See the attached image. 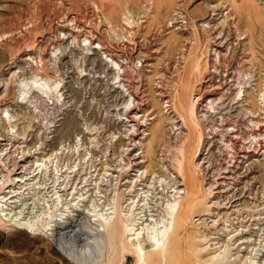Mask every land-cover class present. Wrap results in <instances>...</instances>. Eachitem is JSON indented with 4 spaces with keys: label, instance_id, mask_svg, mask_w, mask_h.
<instances>
[{
    "label": "bare ground",
    "instance_id": "obj_1",
    "mask_svg": "<svg viewBox=\"0 0 264 264\" xmlns=\"http://www.w3.org/2000/svg\"><path fill=\"white\" fill-rule=\"evenodd\" d=\"M177 15L182 16V12L178 11ZM219 16L224 17L225 20L231 18L230 12H227L226 16L222 12ZM74 22L71 20L72 31L69 34L72 42H69L68 45L73 44L74 47L85 50L83 56L95 51L101 55L104 65L112 70L113 74H110L112 85L116 86L115 88L122 95L132 98L133 103H137L138 108L135 110L137 112L131 111L124 117L131 120L130 124L132 121L137 122V132L140 131L139 124L143 123L146 128V138L141 141L144 142L150 138L148 151H154L164 122L158 116L150 118L154 110L148 112L150 102L147 99L148 95H145L147 94L145 89L139 82V91L136 96L134 82L131 81V78L129 80L127 78V84L123 82L122 74L126 67L118 48L114 46V48H110L108 44L106 46V43H103L99 37L96 38L92 30H82L83 28L81 29L80 25L74 24ZM145 22L142 21L143 24ZM205 24L210 28L208 39L210 44L207 46L206 52V71L202 72V66L199 64H192L188 68L189 75L195 72L199 76H197L199 81L192 102L188 105L185 95H183L180 96L176 106L173 97L166 90L167 87L164 88L167 73L157 79V90L155 89L157 97L163 102V112L167 110V119L173 121V124L169 125L168 139L174 142L170 145L171 150L167 149L170 152H167L168 155L162 153L165 156L161 157L160 167H156L158 169L138 171L141 177L150 174L148 180L150 183L147 182V178L145 180L140 178V182L138 179L134 186H132L134 180L131 181L132 188L126 190V195L120 194L121 189L117 187L118 185L113 191V198L111 196V198H107L108 196L106 197L104 194L105 188L108 190L112 188V178L117 177L116 181L119 183L120 173L126 168L129 169V173L134 172L133 164L135 162L133 163V159L131 160L133 142L130 135L127 138L128 146L124 147L122 151L126 165L119 166L116 170L108 164L105 168L98 169V166L92 161L94 156L88 151L86 158L79 159L78 164L65 166L59 164V157L63 156L65 152L79 155L81 153L79 144L83 147V143H79L72 153L71 150L62 147L61 150H66L64 153L56 151L50 157L46 156L47 158L45 156L42 159L36 158L43 153L37 154L32 160L30 171L25 173L22 178L19 177L23 184H11L0 189V226L14 227L28 235L47 238L73 264H113L110 253L116 252L119 248L122 252L124 250L134 251L137 254V264H264V228H261L264 227V213H262L264 208L261 209L262 214L258 213L259 207L253 211L249 210L253 212L249 213L253 215V218L257 216L258 219L255 222L259 221L257 225L260 226L258 229L260 233L257 236H249V238L256 237L255 241L244 238L246 234L239 233L240 228H243L244 225L236 223L237 219L232 221L228 216L223 224V234L226 235L224 239L228 240L229 237L228 242L224 239L216 242L215 240L218 238H209L214 233L211 234V231H208L204 239L202 237L206 247L199 251V246L196 245L194 239L186 234L193 216L203 206H205L204 217H212L215 211L222 209L239 208L241 205H234L242 200L239 194L226 196L229 191L235 192L239 185L237 176L239 166L244 164V161L248 160L252 153L258 156L261 154L264 158V76L256 75V65L252 64L253 52L245 42L246 36L241 38L239 35L236 39H232L229 26L226 29V26L223 28L213 27L210 22H205ZM173 28L170 26L166 30L169 31ZM183 28V26H176L175 31H183ZM234 29L239 32L235 24ZM60 36L58 35V40L61 38ZM9 37L11 36L0 37V42ZM55 41V36L46 34L7 65L10 67V65L21 63L23 66H20V69L25 67L30 71H39L30 77H21L16 82L15 100L17 104L28 105L39 100H48L60 105L64 101L62 88L65 85V80L59 77L50 78L46 73L43 75V72L49 68L46 56L49 51L51 52L50 49L54 47L56 51L51 55L54 60L57 54L63 51V47L56 46ZM155 43L156 38L154 37L153 40L145 44L146 54L151 55V48L148 47ZM183 53H187V49H184ZM182 56V59L179 57L178 60L183 66L186 55ZM38 58L40 65L34 69L32 62ZM18 59L21 62H18ZM84 61L83 58L80 66L79 62L76 64L79 75L86 78L88 75L84 68L86 65V61ZM144 63L142 67L146 69L152 67L147 60ZM17 73H13V76H16ZM104 73L106 74V72ZM258 76L259 79H257ZM189 86L188 81L184 89ZM130 100H127L126 111L131 108ZM143 103H146L144 105H147V108L141 109ZM141 111L144 113L142 117ZM244 118L245 120H243ZM153 122L156 124L154 127H152ZM192 123L194 126L191 125ZM195 126L196 128H193ZM150 128L152 129L151 133H146ZM243 129L248 130L246 140L242 139ZM128 132L129 134L133 132L132 127ZM46 138L48 139V137ZM79 142L82 140L79 139ZM209 142L215 148L218 145L220 167L218 169L212 167L213 182L208 190L203 191L207 182L202 179L203 186L200 185L196 174L199 171L201 175H204L206 171L205 159L203 158L204 163H200V159L204 156L202 154L204 146ZM138 145L141 144L138 143ZM173 150L176 151L175 157L172 156ZM140 165L137 163L135 167L138 168ZM119 168L122 171H118ZM33 169L35 170L33 171ZM163 170L174 172L182 180V183L179 185L174 183L171 188L170 185L162 186L163 179H166L161 175ZM252 171V167L249 166L247 172ZM116 174L117 176H115ZM72 178L80 179L81 183H72ZM128 180L131 179L128 178ZM146 182L147 185H145ZM126 183L128 184V182ZM160 185L168 196H171L174 189V200H169L167 207L163 208V212L160 213L163 216L155 215L159 210H154L160 204L158 197L162 192L157 188ZM248 198L258 202V194L252 193L250 188ZM125 199L126 202L123 203L122 201ZM224 202L228 204L223 206ZM124 205H126L125 209ZM147 206H150L149 215L146 210ZM255 212L257 213L255 214ZM232 215L236 217L240 214L237 215L234 212ZM214 225L216 230L220 226L219 222ZM236 244L239 246L235 247ZM243 248L244 251H252L251 254L247 253L251 256L249 259L245 255L241 257ZM107 253L108 257H106ZM203 253L206 255L202 256Z\"/></svg>",
    "mask_w": 264,
    "mask_h": 264
},
{
    "label": "rangeland",
    "instance_id": "obj_2",
    "mask_svg": "<svg viewBox=\"0 0 264 264\" xmlns=\"http://www.w3.org/2000/svg\"><path fill=\"white\" fill-rule=\"evenodd\" d=\"M178 11L182 12V16L177 15ZM222 12H224L225 16L227 12H230L231 18L226 20L224 17L221 18L219 14ZM71 20L76 21L81 29L83 28L82 30H92L96 38L99 37L101 41L106 43V45L108 44L110 48H118L120 54L127 57V62L124 61L125 58H122L126 67L124 73L128 79L131 78V81L134 82V93L137 96L140 82L150 102L149 110H147L149 113L154 110L150 118L158 116V118L160 117L159 119H163L162 122H164V124L162 123L160 138L154 146V151H148L150 138H148L147 141H141L146 138V128L143 123L139 124L140 131L137 132V122L135 123V121H132L130 124L131 120H127L124 117L126 113L131 111L137 112L135 111L138 108L137 103H133V99L129 98L127 95H122L121 92L115 88L116 86H111L113 82L111 75L113 73L111 69H108L104 65V62H102L103 58L100 57L101 55L95 51L94 53H88L83 56L85 50H80L78 47H74L73 44V46L68 45L72 42L71 35L69 34L72 31L70 28L72 27ZM142 21L146 22L143 24ZM205 22H210L213 27L217 28L226 26L225 28L227 29V26H229V29L231 28L229 33L232 35V39H236L239 35L241 38L246 36L247 40L245 42L253 52L252 64L256 65V75L260 74L262 77L264 76V0H0V37L5 35L11 36L3 42H0L1 74L2 71H4V75H7L5 74V70L8 69L7 65L28 47L33 46L40 37L46 34H49V36L61 35L60 37L63 39H60L62 41L60 45L63 47V51L66 47L70 46L65 52H59L55 60L51 56L56 52L54 47L50 49L51 52L49 51L48 56H46L49 68L43 72V75L46 73L50 78L55 79L59 77L65 80L62 93L66 91V110H64V120L58 125L59 127L55 129L54 134L49 136L48 139L44 137L39 131L40 129L35 126L36 133L34 135V141H32L29 146L37 151L35 155H41V153H43L36 158L42 159L44 156L50 157L56 151L64 153V151H66L64 149L71 150L72 153L74 149H76L75 147H78L77 145L79 143H83V147L79 144V148H81V153L79 155L65 152L63 156L59 157L61 160H59V164L61 166L72 165L74 163L78 164L79 159L86 158V152L88 151L94 156L92 161L98 166V169L105 168L106 164H108L116 170L119 166L123 167L126 165L122 156V151L124 147L128 146L127 138L130 135L133 142L131 160L133 159V163L135 162L133 164L134 172L129 173L128 168H126L125 171L119 168L118 171H122L120 173L119 183L116 181L117 177L112 178L113 186L111 189L109 188L110 190L105 188L104 194L106 197L108 196L107 198H113V191L116 189V185H118L117 187L121 189L120 194L126 195V190L132 188L138 179L140 182V178L142 180L147 178V182L150 183L148 181L150 179V174L141 177L138 171L140 170L142 172L146 169H158L160 167L161 157L165 156L162 153L168 155L170 152H168L167 149L170 151V145L174 142L168 139L169 125L173 124V121H170L169 118L167 119V110L163 112V102L157 97V79L167 73L164 88L167 87L166 90L173 97L176 106L178 105L177 101L180 96L183 95H185L188 105L192 102L193 94L198 85L199 76L195 72L189 75L188 68L192 64H199L202 66V72L206 71V52L207 46L210 44L208 40L210 28L206 26ZM234 24L238 27L239 32L235 31ZM170 26L174 28L169 29V31L166 30V28ZM176 26H183V31H175ZM154 37L156 38V43L148 47L151 48V55H148L146 51H144V46L148 41L153 40ZM184 49H187V53H183ZM184 54L186 57L183 68L178 58L180 57L182 59V55ZM83 58L86 61V65H84L88 75L86 78L79 75L77 70L78 65L76 64L79 62L80 66ZM104 60L106 59L104 58ZM146 60L152 67L147 69L144 67L140 68L141 65L143 66L145 64L144 62ZM18 62H21V60L18 59ZM18 65H10V70L8 71H10L9 73H11L12 76L13 73L22 70L20 66L23 65L20 63H18ZM25 70L27 71V69ZM104 72H106V74ZM257 79H259V76ZM122 80L124 83L126 82V79L122 78ZM188 81L190 86L184 89ZM254 94L256 95V93ZM127 100L131 101V108L128 111L125 109ZM152 102L155 103L153 104ZM144 104L146 103H143L141 109L147 108V105ZM140 115L141 117L144 116L143 111H141ZM243 120H245V118ZM155 125L156 124L152 125V127ZM191 125L194 126L193 123ZM131 127L134 133L131 132V134H129L128 131ZM151 128L146 133H151ZM193 128H196V126ZM50 134H52V132ZM247 134L248 130L243 129V140L248 138ZM79 139H81L82 142H79ZM138 143L141 145L139 146ZM210 145L211 142L204 146L202 150L204 156L200 159V163L205 162L206 171L204 175H201L199 171H197L196 174L200 181V185L203 184V182L201 184L202 179V181L205 180L207 182V185H204L206 188H204L203 191H205V189L208 190L213 182V168L218 169L220 167L218 145H216L217 148ZM62 147L65 148L61 150ZM43 148L46 149L43 150ZM39 149L41 152H39ZM172 153L171 155L175 157L176 151L174 152L173 150ZM203 158L205 159L204 162ZM137 163L141 164L138 168L135 167ZM249 166L252 167V172H247ZM207 169L209 170L207 171ZM34 170L35 169H33V171ZM162 173L161 175L166 177V179H163L162 186L170 185L171 188L174 183L178 185L182 183V180L171 170H163ZM211 174L212 176H210ZM115 176H117V174ZM203 176H205L207 180ZM237 176L239 178V185L236 187L235 192L229 191L226 196L230 197L233 194H239L242 200L234 204L241 205L239 208H232L230 210L222 209L215 211L213 213L214 217H204L205 206H203L199 208L197 214L193 216L186 234L194 239L196 245L199 246V251L206 247L203 239L204 236L208 234V231H211V234L214 233L210 235L209 238H218L215 240L216 242L224 239L226 235L223 234V224L227 216L230 217L232 221L237 219V221H235L236 223L239 222L244 225L243 228L239 230L240 234H246L244 238L255 241L256 237L249 238V236H257L260 233L258 230L260 226L257 225L259 221L255 222V220L258 219L256 218L257 216L253 218V215L250 214H252V211L257 207H259L258 213H261V209L264 208V158L262 155L250 154L249 159L245 160L244 164L242 163L239 166ZM128 178L131 180H128ZM79 180L78 178H72L71 181L72 183L74 182V184H80L81 180ZM133 180L134 183L131 186V181ZM126 182H128V184ZM147 182L145 185H147ZM251 185L253 186L251 187ZM162 186L160 185L157 187L159 191L162 192L158 197V203L160 204L155 207L157 209L154 208V210H159L158 213L155 214L157 216L163 212V208L167 207L169 200H174V189L172 190L171 196H168L166 195L167 192H163ZM15 188L18 189L19 187ZM249 188L252 193H255V195L258 194V202L248 198ZM122 202L125 203L126 199ZM227 202H224L222 205L224 206ZM125 206L126 205H124V209ZM149 208L150 206L146 208L148 215ZM234 212L242 216L240 217L239 215L235 217L232 215ZM256 213L257 212H255V214ZM262 213H264L263 210ZM160 215L163 216V214ZM149 220H151L150 217ZM216 222H219L220 225L217 230L214 225ZM217 233H219L220 236L217 235ZM228 240L226 239L225 241L228 242ZM238 246L239 244L235 245V247ZM244 250V248L241 250V257L245 255L246 258L249 259L251 257L249 254H251L252 251ZM120 251L121 248L117 249L116 252L114 251V253H110L112 254L113 264H137V254L134 251ZM205 255L206 253L202 254V256ZM108 256L109 254L107 253L106 257ZM0 264L73 263L67 260L47 238L28 235L25 232L16 230L14 227L0 226Z\"/></svg>",
    "mask_w": 264,
    "mask_h": 264
},
{
    "label": "built area",
    "instance_id": "obj_3",
    "mask_svg": "<svg viewBox=\"0 0 264 264\" xmlns=\"http://www.w3.org/2000/svg\"><path fill=\"white\" fill-rule=\"evenodd\" d=\"M57 37L58 35L55 36V44L59 46L62 41ZM123 58L127 62V57L123 56ZM39 65V58L32 62L34 69H37ZM7 68L5 70L7 75H4V71L0 74V189L11 184H23L19 177L22 178L30 171L32 160L37 152L29 146L34 141L35 126L40 129L44 137L52 136L64 120L67 99L66 91H63L64 101L60 105L48 100H39L28 105L17 104L15 100L16 82L21 77H30L39 71H30L29 68L22 67L16 76H12L8 71L10 67ZM122 77L126 79L127 84L125 73ZM50 132L52 134H49ZM39 152H41L40 149Z\"/></svg>",
    "mask_w": 264,
    "mask_h": 264
}]
</instances>
